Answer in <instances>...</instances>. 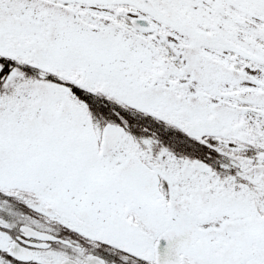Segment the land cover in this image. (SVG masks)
I'll return each instance as SVG.
<instances>
[{
  "label": "snow or ice",
  "instance_id": "snow-or-ice-1",
  "mask_svg": "<svg viewBox=\"0 0 264 264\" xmlns=\"http://www.w3.org/2000/svg\"><path fill=\"white\" fill-rule=\"evenodd\" d=\"M0 264H264V0H0Z\"/></svg>",
  "mask_w": 264,
  "mask_h": 264
}]
</instances>
